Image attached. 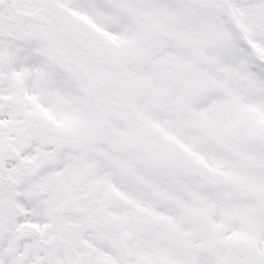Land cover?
<instances>
[{"label":"snow or ice","instance_id":"obj_1","mask_svg":"<svg viewBox=\"0 0 264 264\" xmlns=\"http://www.w3.org/2000/svg\"><path fill=\"white\" fill-rule=\"evenodd\" d=\"M0 264H264V0H0Z\"/></svg>","mask_w":264,"mask_h":264}]
</instances>
